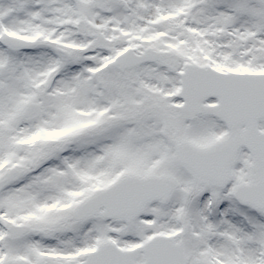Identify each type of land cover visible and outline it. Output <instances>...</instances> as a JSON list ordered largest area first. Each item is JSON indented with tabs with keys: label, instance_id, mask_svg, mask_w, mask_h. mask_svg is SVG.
<instances>
[{
	"label": "snow or ice",
	"instance_id": "1",
	"mask_svg": "<svg viewBox=\"0 0 264 264\" xmlns=\"http://www.w3.org/2000/svg\"><path fill=\"white\" fill-rule=\"evenodd\" d=\"M0 264H264V0H0Z\"/></svg>",
	"mask_w": 264,
	"mask_h": 264
}]
</instances>
